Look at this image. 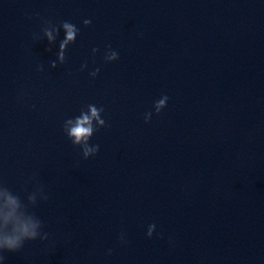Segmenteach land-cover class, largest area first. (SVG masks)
Segmentation results:
<instances>
[{
	"label": "clouds",
	"instance_id": "9594fccd",
	"mask_svg": "<svg viewBox=\"0 0 264 264\" xmlns=\"http://www.w3.org/2000/svg\"><path fill=\"white\" fill-rule=\"evenodd\" d=\"M49 23V22H45ZM92 23L90 19H84V26H89ZM60 27L65 30V38L59 44V51L56 54L57 59L50 62V67L55 69L57 67V61L60 64L65 63V50L70 42L74 43L79 33V29L68 21H62ZM44 37L47 38L49 45L53 44L59 29H42ZM55 31L56 35H53ZM51 49H49L50 51ZM99 51L98 48H93L92 52L95 55ZM119 59V54L115 50L111 49V45L106 46L104 60L105 62H112ZM87 65L81 66V70L86 68ZM38 71H43V67ZM100 72L99 68L90 72L89 75L95 78ZM168 96L164 95L159 100L154 102V110L158 115L166 106ZM90 115L85 112H81L75 119H67L64 121L66 127L67 136L74 146H78L81 149L82 156L85 160L90 157H94L98 152L100 146L90 145L89 141L93 136V133L98 131L99 128L106 126L105 119L101 118L103 108H97L95 105H88ZM152 112H146L144 114L145 123H148L152 117ZM97 121V124L101 127H93L92 121ZM48 195L44 191L42 185L37 184L34 190L27 196V203H24L20 196L14 194L7 186L0 184V253L3 252H18L26 242L35 241L37 239L45 241L48 239V234L43 232L44 224L35 215L34 212L29 210V206H35L38 200L46 201ZM156 229L155 224H150L147 229V236L152 237ZM121 241H124L123 234L120 236ZM4 260V256L0 255V261Z\"/></svg>",
	"mask_w": 264,
	"mask_h": 264
}]
</instances>
